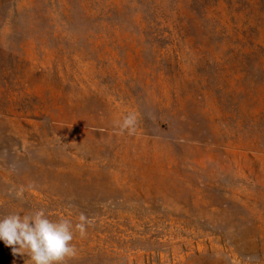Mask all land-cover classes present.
<instances>
[{
  "label": "rangeland",
  "instance_id": "1",
  "mask_svg": "<svg viewBox=\"0 0 264 264\" xmlns=\"http://www.w3.org/2000/svg\"><path fill=\"white\" fill-rule=\"evenodd\" d=\"M40 208L93 221L63 264H264V0H0V216Z\"/></svg>",
  "mask_w": 264,
  "mask_h": 264
},
{
  "label": "clouds",
  "instance_id": "2",
  "mask_svg": "<svg viewBox=\"0 0 264 264\" xmlns=\"http://www.w3.org/2000/svg\"><path fill=\"white\" fill-rule=\"evenodd\" d=\"M136 124L135 113H129L116 127L120 134L133 135ZM23 191L21 187L16 192L18 198ZM92 224L93 221L83 213L73 222L69 218L52 220L43 208L23 215L11 212L0 216V240L11 248L13 256L30 257L31 264H63L67 257L76 254V246L72 243L76 235L84 238Z\"/></svg>",
  "mask_w": 264,
  "mask_h": 264
}]
</instances>
